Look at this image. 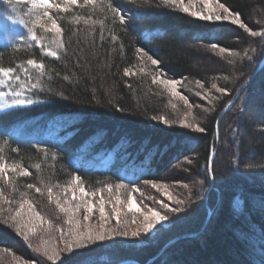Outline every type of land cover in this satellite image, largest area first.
Masks as SVG:
<instances>
[{
    "label": "trees",
    "instance_id": "1",
    "mask_svg": "<svg viewBox=\"0 0 264 264\" xmlns=\"http://www.w3.org/2000/svg\"><path fill=\"white\" fill-rule=\"evenodd\" d=\"M107 2L104 0L100 5L103 11L99 7L93 11V6H84L83 0L80 6H71L67 13L55 8L51 10L64 30L63 48H57L53 43V33L39 28L35 29L36 35L44 47L31 39L28 27L32 26L34 17L28 18L29 15L24 14L27 8L22 6L23 12L16 10L25 15L28 27L24 26L13 42L0 44V66L22 65L29 69V74H26L18 68L16 75L21 77L17 82L24 87L21 99L32 101L0 112V155L9 164L15 162L32 173L19 177L9 171L17 191L4 186L0 179V186L12 201L11 204L0 201L3 210L0 213V247L13 249L24 260L35 264L51 263L35 251L30 238L25 241L23 236H16L15 225L8 216L14 214L21 199H29L42 216L60 219L56 204L48 199L47 187L53 188L55 197L56 191L60 190L57 184L63 187L71 174L85 181L90 190L117 186L134 189L145 181L159 179L163 172H170L172 164L181 157L193 156L192 169L196 174L202 169L206 190V170L211 145L215 143L216 117L250 78L264 56L263 52L248 64H236L231 59L230 63L220 61L224 55L211 46L216 44L231 49L232 45L227 46L224 41L229 37L239 39L240 44L246 47V35L236 34L234 28L225 24H208L189 18L161 0H111L113 6L120 10L119 14L125 16L126 23L123 24L119 15L108 10ZM219 2L233 12H239L249 27L253 19H261L258 14L250 16L249 13L264 1ZM11 5L17 4L0 0V12ZM77 17L81 18L79 23L75 22ZM88 17L91 19L85 23L84 19ZM113 36L117 39L113 40ZM185 43L214 51L202 55L203 59L198 63L197 54L184 48ZM45 48L58 51L59 59L47 55ZM137 48L159 60V65H152L147 57L141 60ZM28 59L44 63V71L27 65ZM125 68L134 74L125 75ZM230 73L236 74L235 80L239 79L232 94L217 96L213 90L212 98L217 97L215 101L209 98L210 113L196 115L205 132L183 127L172 129L171 126H163L160 119H153L164 116L173 120L178 117L170 107L176 102L170 96L159 95L160 85L152 83L153 75L169 80H193L191 90L200 92V89H209L213 84L222 87V77ZM13 84L17 85L16 82ZM33 84L36 87H32ZM257 84L259 88L264 86V65L246 86L248 91L243 90L239 95L244 96L246 103L253 95L251 87ZM193 103L188 100L187 104L178 105L182 111L190 113ZM235 103L224 113L217 133L220 137L223 131V141L227 143L224 136L228 132L231 136L228 147H231L230 141L240 155L239 147L244 143L242 135L246 125L243 119L245 109L241 108L239 116L232 115ZM190 121L193 122L191 118ZM252 135L250 142L263 149L264 141L258 142L260 139L256 138L255 132ZM194 149L196 151L193 152ZM234 158L235 161L229 160L226 167L223 159L218 164L217 156L214 157V168L219 171L221 180L214 182L206 203L198 196L190 206H186V202L181 204L182 211L165 231L164 238L169 240L180 234L199 233L176 241L150 264H264V183L243 172L239 173L241 183L238 182L235 171L243 155ZM36 164L40 165L39 169L34 166ZM28 184H36L42 192L36 193L35 188L27 187ZM208 210L210 218L200 232ZM53 226L51 231L59 238L56 223ZM159 248L155 245L145 247L110 263L107 255L105 260L101 259L100 253L92 248L77 254L72 263L115 264L131 260L145 264Z\"/></svg>",
    "mask_w": 264,
    "mask_h": 264
},
{
    "label": "rangeland",
    "instance_id": "2",
    "mask_svg": "<svg viewBox=\"0 0 264 264\" xmlns=\"http://www.w3.org/2000/svg\"><path fill=\"white\" fill-rule=\"evenodd\" d=\"M12 1L14 3H16L15 0H12ZM261 1H264V0H261ZM185 3L187 4L188 0H185ZM211 3H212V7L217 9V12L213 13L214 15L215 14L227 15V13H224L222 9H219V4L217 3V0H211ZM16 4L17 5L7 6L6 11L0 12V44L6 45V44H9L10 42H13L18 37L22 28H24V25H21L18 22V19H7V17L11 16L14 18H17V17L23 18L25 20L24 14H26V13L24 12V14H20L19 12L20 11L23 12L24 8L25 9L27 8V10H28V5H26V4L22 5L19 3H16ZM22 6H24V8ZM189 7H192V5H189ZM194 10L198 11V12H202L205 15L208 14V10H207V8H205L203 0H196L195 5H194ZM179 11H181V10H179ZM181 12L184 13L183 11H181ZM184 14H186L189 18L196 19V20L208 23V24H219V23L225 24V25L229 26L231 29L234 28V31L236 32V34H243L244 36L246 35V37L248 38L247 45H249V46L246 45V47L242 46L240 44L241 43L240 40L237 38L230 39L229 37H226V38L224 37L225 43L227 44V46H229V44L232 45L231 50L233 53H236V55H233V54H230L227 52L221 53L220 52L221 46H219V47L215 48V51L224 55L223 58H220V61L222 60L223 62H226L225 60H227V62L230 63V59H231V61H234L236 64H238V63L243 64L246 62L248 64L249 61L252 60V58H254L255 56H258L259 54L264 52V38L250 36L238 24L229 23L228 21H215V20L206 21L203 19H198L196 17H193L187 13H184ZM249 14H250V16H252L253 14H258L261 18L260 21H258V19L257 20L253 19L252 22L250 21L251 22L250 27H252V29L255 31H264V4L260 3V7H258V8L255 7V10L254 9L251 10ZM29 17H31V16H28V18ZM49 25H50V22H49ZM51 33H53V32H51ZM52 35H55V33H53ZM233 47H235V48H233ZM184 48H187L189 51L197 54V57H195V58H198V60H196V62H198V63H201V60L203 59L202 55L204 56L205 53L211 54L214 51L211 49L209 50V48H208V51H206L207 50L206 47L203 48L201 45H197V44L192 45V44H188V43L184 44ZM211 48H213V47L211 46ZM139 49H141V48H137V51ZM227 49H229V47ZM245 52H247V54H248L247 56L244 55ZM148 56H149V54H148ZM217 56L220 57V55H217ZM217 56H216V58H218ZM249 57H251V59H249ZM210 68H212V67H209V69ZM235 77H236V74L233 75L232 73H230L228 76L222 77V79L220 81V82H222V84H224L222 87H220L219 85L216 84L217 88H212V86H211L209 89H204V88L200 89L201 90L200 92H196V89L191 90L193 88V85H192L193 84L192 82H194L193 80L176 79V81L179 82L176 86L177 90L183 96L187 97V99L189 101H191V102L194 101V103L192 105H190L191 115L187 110L182 111L180 106L178 105L179 103H182V105L186 104L183 99H181L180 97L172 96L168 90H166L162 85L159 84L160 85L159 90H158L159 95L170 96L173 99V101L176 102V104L175 103L173 104L176 106L175 108L172 107L173 105L170 107L172 108L173 114L178 115V117L176 119H173V120H170L169 118H167L168 120L172 121V123H170V124H165V123H163L162 120H160L159 122L165 127L171 126V128L174 127V129L183 127L185 129H188V130H194L193 128H188V127L182 126L180 121L186 120L188 123H191V121H190V118H191V120L193 121L191 124H198V122H197L198 118H196V115L199 113H206V114L210 113V111L212 109L209 98L213 97L212 96L213 90L218 93L217 96H222V95L230 96L232 94V89L239 82V79L235 80ZM157 78H158V80H169V79L164 78L162 76H159ZM213 80H215V78H213ZM14 82L17 83L16 86L13 84ZM189 82H191V84ZM9 84H10L12 90L20 91V92L23 91L24 87H22L21 84H19V82H17L15 79H13L12 81L8 82L5 85H0V92H9V96L5 97L3 99V101H0V102H6L8 104H11L13 99H17V98L21 99L22 98V95L20 97H13L11 95V92L9 91ZM258 85L259 84L253 85L251 87L252 88L251 92L253 93V95H251V98H248L249 101L247 103L245 102L244 96H238L237 99L235 100L236 103L234 102L235 103V109L232 110V115H238L239 116L238 112L241 111L243 108L245 109V113H244L245 117L243 116V119L245 120L246 125H245L243 135H242V137L244 139L243 140L244 143L242 144L241 147H239V150L241 153V154L240 153L239 154L243 155V159H242V161H239V164L237 165L238 170L235 171V173L239 179L238 182H240V179H241L239 173L243 172L244 174L252 177L254 180H257L259 183H264V148L262 149V148L258 147V145H256L255 143L250 142L251 141L250 137L252 135V132H255L256 138L258 137V139H260L258 142L264 141V86L259 88L260 85L259 86ZM226 86H229L231 89L229 87H226ZM219 88H225V89H227V92L221 93L217 90ZM245 88H247V87H245ZM245 88L243 90L248 91ZM243 90L241 92H243ZM241 92H240V94H241ZM107 93H108V97H110L111 92L108 90ZM197 93H199V95ZM216 97L212 98L213 101H215ZM239 97H240V99H239ZM17 106H21V105H14L12 107H17ZM12 107L0 108V112L5 111L7 109H10ZM221 110H220V112H221ZM219 113H218V115H219ZM218 115L216 117V122L218 121V124H217V127L215 129V131H216L215 143H213L211 145L210 150H211V152H214V157L217 156L218 164L223 159L224 162L226 163V167H228V165H229L228 161L229 160L235 161L234 157L236 156L239 158L240 155H237L235 148H233L234 144L231 145L230 141H229V144L231 147L230 148L228 147V140L231 137L229 134H227L228 132L224 136L225 138H227L226 139L227 143L225 141H223V131H221L220 137H218V133H217L218 125L220 122L223 121L224 113L222 116H218ZM257 132H261V133H257ZM252 137H253V135H252ZM252 145H253V147H252ZM228 148H229V150H228ZM194 151H196V149H194L193 152ZM228 156H233V157H228ZM236 160H237V158H236ZM214 161L215 160L213 158L210 169H209L208 164H207L206 176L208 177V188L206 190H205V187L207 184H206L205 179H203V175H202L203 173L201 174V172H203L202 169L201 168L199 169V174H196L195 171H193V169H192V166L194 164V157L193 156L192 157L191 156L181 157L180 159H178L177 161H175L172 164L170 172H163L162 174L159 175V179L145 181L142 184H140L139 186L135 187L134 189L133 188H131V189L124 188L123 189L122 187H120L119 191H117V188H114V187H107V188L104 187V188H100V189L94 188V189L90 190L91 188L88 186V184L85 181L80 180L79 182H75V180H74L75 177L72 174L69 175L67 177L69 179V182L66 183L63 187H61V185L57 184V187H60V190L56 191L57 194L55 195V197H53L54 200H52V203H55L56 199H59L61 201V203H63L65 199L69 200L72 203H83L87 200H91L96 205L92 214L86 213L85 209L82 208L81 211L79 213H76V215H75V219L80 221V225H81L80 230L84 231V230H86V228L88 226H91L93 229H96L100 225L101 221H100V214H99V198L101 195H103V198L105 201L106 212L109 214V219H108L107 223H105L104 227L107 229H118V231L116 232L115 235H108L106 233L105 240L96 241L95 243H91L87 248L75 249L74 252H72V253L61 252V256H60L59 260H57L55 262H52V261H49V262L51 264H73L72 263L73 258L77 254H82L83 252H87L89 250H92V248L94 250H96L97 253H100V254H98L100 256L99 258L105 260L104 257H106L105 255H107V258H108L107 261L111 262L114 260L121 259L124 256L132 254L134 252H137V251H139L145 247H150L153 245L160 246L158 252L156 254H154L151 258H149L145 262V263H147L149 261V264L152 263L154 259L158 258L164 252L165 249H167L170 245H172L176 241L189 237V236H186L188 234L197 235L199 232L176 235V236H173L172 238H170L169 240H166L164 238L165 231L168 230V228L173 224V222L176 219L179 212L173 213V212L168 211L167 209H163L159 202L163 201L164 203L169 204L171 207L182 208L183 206L181 207V205H177L175 203V200H169L168 197L164 196L161 191L157 190L156 188H153L150 182L167 184L168 189L172 193V195L174 197L179 198V199L185 200L186 206H190L191 203L194 201V199H197L198 196H199V198H202L203 201H205V203H206L208 196H209V193H210L211 189L213 188L214 182L215 181L217 182L216 179L221 180L219 171L217 172V169L214 168V164H213ZM1 182L4 184V186L9 188V186H7V184L4 182L3 179H1ZM57 183H58V181H57ZM185 184H187L189 187L184 188L183 185H185ZM37 185H39V184H37ZM81 186L84 187L85 190L89 193V195L87 197L81 198V193L79 191V188ZM65 187H69V191L67 193V196H65V194H64ZM109 188L112 189L111 192H109ZM137 188L140 189V191H136ZM73 190L75 191L76 197H77V200L74 202L71 201V195H72ZM199 190H200V193L202 192L201 194H199ZM93 192L96 193L95 196L91 195V193H93ZM117 195H119V197L121 198V201H122V203L120 205H116V203H115V198ZM129 195H131L135 198L136 202L139 204V206L144 211H147V208L149 206L154 207L157 210H160L164 214L168 215L169 220L163 222L162 225H158L155 230H153L152 232H150L148 234H143L140 237H132L130 235L131 231L143 227V224H142L143 216L140 213H129L127 211V202H128ZM114 206L119 208V210L121 211L122 223L120 225H117L116 218L114 215H112ZM58 211L60 212L59 209H58ZM208 211H207V216L205 217L203 225L200 229V232L203 230V228L205 227L206 223L208 222V220L210 218V215H208ZM60 214H61L60 219H58V217L56 218L54 216H51L52 219L45 217V216L44 217L47 220H51L52 223H56V226H61L63 228L64 232L66 233L68 228H69V225L66 223L68 217L65 213L60 212ZM86 214L90 216V219L88 221L83 220V216ZM12 215H15V212H14V214L12 213ZM48 215L50 216V214H48ZM22 216H23L25 222H27L29 220L30 213H29L27 207H24V209L22 210ZM134 218L136 220V223H132V220ZM124 221H127L126 227L123 223ZM14 225H15V223H14ZM14 227L16 230V226H14ZM46 229H48V225L44 224V225L38 227L37 233L35 235L29 234V238L32 242L33 247L35 249L37 247L41 248V253H40L41 255H42V251H43L44 247L51 248L52 246H55L58 249H63L65 246L63 240L57 238L55 236L54 232L46 231ZM124 230H127L129 232L128 236H122L119 234L120 231H124ZM58 234L60 235L59 231H58ZM16 236H22V235L18 233V234H16ZM45 242H47V244ZM115 255H118V256L116 258H111L112 256H115ZM44 258L46 259V257H44ZM0 264H33V262L24 260L13 249L11 250V249L0 247Z\"/></svg>",
    "mask_w": 264,
    "mask_h": 264
},
{
    "label": "snow or ice",
    "instance_id": "3",
    "mask_svg": "<svg viewBox=\"0 0 264 264\" xmlns=\"http://www.w3.org/2000/svg\"><path fill=\"white\" fill-rule=\"evenodd\" d=\"M11 3L12 0H9ZM16 3H23L28 5L27 15L34 17V19L31 21L32 26L28 27V24L23 18H14V17H7V19H18V22L21 25H24L25 27H28L29 35L31 36V39L36 41V43L40 44L41 47H44V44L40 38L36 35V28H39L45 32H53L55 33V38L53 40V43H55L57 48H63L64 45V39H63V29L61 25L57 22V19L52 15L51 10L53 8L57 9L59 12L67 13L70 10L71 6H80L81 0H15ZM196 0H188V3H185V0H162V3L165 5H170L174 8H177L184 13L190 14L193 17H196L198 19H203L206 21H228L229 23L238 24L240 27H242L250 36L252 37H262L264 38V31H255L252 28H250L244 21L241 19V14L239 12H233L228 6H226L224 3H220L219 0H217V3L219 4V9H222L224 13H227V15H220V14H213L217 12V9L212 7L211 0H203L205 8L208 10V14L205 15L202 12H198L194 10ZM104 3V0H83L84 6H93V11H95L98 7L100 11H103L104 9L100 7ZM189 5H192V7H189ZM107 8L108 10L112 11L114 14L119 15L120 22L126 23L125 16L120 13V10L118 8H115L111 2V0H108L107 2ZM80 17H77L75 22L79 23ZM91 19V17H88L84 19L85 23H88V20ZM50 22V25H49ZM95 22V21H94ZM102 23V22H101ZM23 39V37H21ZM113 40L117 39L116 36L112 37ZM213 48L219 47V45L213 44ZM46 54L51 55L53 57H56L59 59V53L58 51L52 50L51 48H45ZM221 53H230L233 55H236V53H233L231 49L220 47ZM138 55H140V59L143 60L145 57H147L148 60L151 61L152 65H159L160 61L157 59H153L151 56H148L147 52L144 51V49L138 50ZM245 56H247V52L244 53ZM251 59V57H249ZM27 65L32 66L33 68H38L41 70V72L44 71L45 65L42 62H37L35 59H28L26 61ZM20 68L23 70L26 74H29V69L27 67L21 66H9L4 67L0 66V85H5L8 82L15 79L16 81H20L21 77L19 75H16L17 69ZM141 72L144 71L143 68L140 69ZM125 75H131L132 73L128 68L124 69ZM67 79V77H65ZM152 83L156 84L159 83L162 85L166 90H168L172 96L174 97H180L185 101V103H188L187 97L183 96L178 90H177V84L179 83L176 80H158L156 75L152 76ZM197 83H200L199 81ZM32 87H36L35 84L32 85ZM201 87L203 85L201 84ZM212 88H217L216 84L212 85ZM221 93L227 92V89L225 88H219L217 89ZM9 91L11 92V95L13 97H20L21 92L20 91H14L11 89V86L9 84ZM199 95V93H197ZM9 96V92H0V101H3L5 97ZM30 104L32 103L31 100H25V99H13L11 104H8L6 102H0V108L4 107H12L14 105H23V104ZM173 108L176 106L173 105ZM153 119H160L165 124H170L172 121L168 120L164 116L160 117H153ZM181 125L188 128H193L196 131H199L201 133L205 132L206 129L203 127H200L199 124H191L188 123L186 120L180 121ZM0 152H2V148H0ZM37 169L40 168L39 164L34 165ZM9 171L17 173L19 177H27L30 176L32 173L29 171L27 167H23L20 164H17L15 162L9 164L2 155H0V179H3L4 182L7 184V186L12 188V191H17L15 182L12 177L9 176ZM75 182L80 181V177L76 176L74 178ZM153 188H156L157 190L161 191L164 196L168 197L169 200H175V203L177 205H181L185 203V200L179 199L177 197H174L172 193L168 189V185L164 183H157V182H150ZM202 183V182H201ZM27 187L29 189L35 188L36 193H41L42 189L39 187H36L33 184H28ZM184 188H188L189 186L187 184L183 185ZM120 186H117V191H119ZM111 188H109V192H111ZM69 191V187H65L64 194L67 196V193ZM79 191L81 193V198L87 197L89 193L85 190L84 187H80ZM136 191H140V189H136ZM47 193H48V199L51 202L53 200V188L47 187ZM23 195V194H22ZM92 196H95L96 193H91ZM76 193L73 190L71 195V201H76ZM0 201H5L9 204L12 203L11 200L5 195L4 187L0 186ZM116 205H120L122 203L121 198L119 195L115 198ZM163 209H167L170 212L177 213L182 211L180 207H171L169 204L164 203L163 201L159 202ZM55 204L57 208L60 210V212L65 213L67 215V221L66 223L69 225V228L67 232L65 233L63 228L61 226H55L56 229L60 232L59 239L64 241V248L58 249L55 246L44 247L42 251V255L46 257L47 261L55 262L60 259L61 252H68L72 253L75 249L80 248H87L91 243H95L96 241H103L106 238V233L108 235H115L118 229H107L104 227L105 223H107L109 219V214L106 212L105 207V201L103 198V195L99 198V214H100V225L98 228L93 229L91 226H88L86 230L81 231L80 230V221L75 219L76 213H79L81 209H85L86 213L92 214L94 211V208L96 205L91 201L87 200L83 203H72L69 200L65 199L63 203L59 199L55 200ZM25 205H27L28 211L30 213L29 220L27 222L24 221V218L22 216V210L24 209ZM2 208H0V213H2ZM127 211L129 213H140L143 216V227L138 228L136 230L131 231L130 235L132 237H140L143 234H148L155 230L158 225H162L163 222L169 220V216L164 214L162 211L157 210L154 207L149 206L147 208V211H144L139 204L136 202L135 198L131 195L128 197L127 202ZM112 215L116 218L117 225H120L122 223L121 221V211L117 207H113ZM9 219L15 223L16 231L17 233L21 234L25 241L29 240V234L35 235L37 233L38 227L47 224L48 229L46 231H51L53 229V223L51 220H47L44 216L41 215L39 211L36 210V205L29 199H21L19 201V207L15 209V215H10ZM90 219L89 215H84L83 220L88 221ZM125 227L127 226V221L123 222ZM132 223H136L135 218L132 220ZM120 235L122 236H128L129 232L127 230L120 231ZM47 244V242H45ZM36 252L41 253V248L37 247L35 249ZM35 264V262H33Z\"/></svg>",
    "mask_w": 264,
    "mask_h": 264
},
{
    "label": "water",
    "instance_id": "4",
    "mask_svg": "<svg viewBox=\"0 0 264 264\" xmlns=\"http://www.w3.org/2000/svg\"><path fill=\"white\" fill-rule=\"evenodd\" d=\"M264 65V57L261 58V60L258 62V64L256 65L255 69L253 70L250 78L244 82V84L238 89V91L236 92L234 98L232 100H230L224 107L223 109L221 110V112L219 113L218 116H222L223 113H225L227 110H229L233 103L235 102V100L237 99V97L239 96L240 92L247 86V84L251 81V79L253 78V76L258 72V70ZM217 124H218V121L215 123V129L217 127ZM214 158V152H211L210 153V156H209V159H208V167L210 169V166L212 164V160ZM208 215H210V211H208ZM194 234H188L186 236H193ZM173 241V240H172ZM126 263H132V264H139L138 262L136 261H131V260H122V261H119L115 264H126ZM149 261L145 264H148Z\"/></svg>",
    "mask_w": 264,
    "mask_h": 264
}]
</instances>
